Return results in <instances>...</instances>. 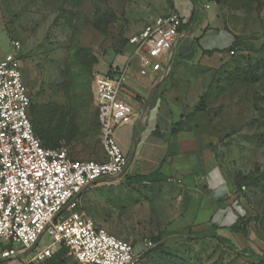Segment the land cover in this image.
I'll return each mask as SVG.
<instances>
[{
    "label": "rangeland",
    "instance_id": "obj_1",
    "mask_svg": "<svg viewBox=\"0 0 264 264\" xmlns=\"http://www.w3.org/2000/svg\"><path fill=\"white\" fill-rule=\"evenodd\" d=\"M179 1L0 0V59L18 41L31 101L78 107L66 145L71 156L101 160L94 79L130 64L128 37L174 10L173 2L183 8ZM190 1L198 9L180 42L210 53L192 61L174 54L161 87L174 91L190 114L203 95L204 109L185 120L199 125L198 147L187 155L191 174L164 170L146 180L126 176L92 186L78 198V209L121 240L150 242L137 264H264V0ZM207 23L211 32L201 40ZM138 69L134 58L130 82L152 76ZM238 219L247 221L246 236L212 227ZM155 236L158 243L151 242ZM49 241L44 234L40 243Z\"/></svg>",
    "mask_w": 264,
    "mask_h": 264
},
{
    "label": "built area",
    "instance_id": "obj_2",
    "mask_svg": "<svg viewBox=\"0 0 264 264\" xmlns=\"http://www.w3.org/2000/svg\"><path fill=\"white\" fill-rule=\"evenodd\" d=\"M187 22L175 10L153 17L128 37L129 63L137 59L140 75L160 71L166 75ZM12 48L0 59V239L8 245L0 257L41 264L65 247L66 255L80 264H137L150 242L136 252L135 245L96 227L78 209L81 194L100 180L120 175L126 167L127 155L116 140V131L139 116L120 97L128 65L96 75L93 100L104 157L79 159L69 154L65 142L45 147L35 134L19 42L13 41ZM44 234L50 238L48 243H40Z\"/></svg>",
    "mask_w": 264,
    "mask_h": 264
},
{
    "label": "crops",
    "instance_id": "obj_3",
    "mask_svg": "<svg viewBox=\"0 0 264 264\" xmlns=\"http://www.w3.org/2000/svg\"><path fill=\"white\" fill-rule=\"evenodd\" d=\"M179 4L183 5V8L177 9L173 2V9L186 18H189L192 9H196L197 7L190 0H180ZM208 24H205L203 27ZM192 28L185 31V37L183 38L189 35ZM210 32L211 30L209 29L205 31L201 29L199 38L203 40ZM225 36H228L227 33H225ZM180 41L178 48L174 50V54L185 60L192 61L200 59L205 53H210L207 51L209 48L204 47H201L199 50H194L192 45L193 41L190 43L189 41L185 43ZM121 62H123V59ZM130 64H128L127 70ZM168 73L169 70L166 75L163 71L158 73L150 72L149 74L153 77L140 78L136 83L130 82L127 77L126 85L120 92V97L139 113L138 118L132 124L122 126L116 131V140L127 155V164L120 175L100 180L94 186L111 185L114 182H119L126 176L149 175L156 171L160 173L164 170L179 172L184 175L191 174L193 168L188 162L187 155L197 149V137L193 130H179L176 133H172L171 130L176 122L185 120L187 115H193L194 117L195 113L193 111L190 114L189 111L184 112L181 110L179 98L174 91L166 88V84L164 87H161ZM132 74L134 73L132 72ZM200 97L201 95L199 96V100ZM199 100L192 106L193 110ZM196 125L199 126L198 124ZM172 144H174V147H172ZM164 175L166 177L171 176V174ZM171 228L176 229L177 223L172 224ZM138 244H141V242ZM7 246L0 239V251ZM55 260L56 256L49 260L47 259L43 263L80 264L76 259L66 254L59 262H55ZM0 264L24 263L19 258L0 257Z\"/></svg>",
    "mask_w": 264,
    "mask_h": 264
},
{
    "label": "trees",
    "instance_id": "obj_4",
    "mask_svg": "<svg viewBox=\"0 0 264 264\" xmlns=\"http://www.w3.org/2000/svg\"><path fill=\"white\" fill-rule=\"evenodd\" d=\"M187 24L188 23L182 25V28L183 29L187 28ZM207 29L208 26L202 28L203 31ZM235 45L236 43L233 42V46ZM230 50L234 51V47L233 49ZM109 71L110 69L107 71V73H109ZM29 95L31 99V94L29 93ZM202 97L203 95L200 97L198 104L194 107L193 110L194 113L204 109L203 107H201ZM77 111H78L77 106L70 105L68 107H65L62 104L57 103L53 100H49L42 104L36 102L33 103V101H31L29 106V117L34 128V132L40 138L42 145L45 147H58L62 142H65L66 145H69L70 137L68 136L70 134V130L75 127L76 117L78 113ZM187 118L192 119L193 115H187ZM185 120H180L179 122H176L173 125L171 132L176 133L179 130H193V131L198 130V126L196 124L191 126L189 124H186L187 121ZM155 173H157V171L149 175H137L134 177L136 179L138 178L141 180H146ZM245 176L249 177L251 176V173L243 175V177ZM212 227L215 229L227 228L231 233L242 234L243 236L247 235V221L242 219H238L235 223H233L229 227L219 226L216 223H213ZM206 232L207 231H203L202 233H206ZM214 237L221 243L227 244L232 248L237 249L234 243L230 242L228 237L221 234H215ZM159 241L160 238L158 236L151 238V242L158 243ZM65 254H66V248L61 247L51 258L56 256L55 262H59L62 259V257L65 256ZM261 260L264 261L263 258Z\"/></svg>",
    "mask_w": 264,
    "mask_h": 264
},
{
    "label": "water",
    "instance_id": "obj_5",
    "mask_svg": "<svg viewBox=\"0 0 264 264\" xmlns=\"http://www.w3.org/2000/svg\"><path fill=\"white\" fill-rule=\"evenodd\" d=\"M143 246H144V242H141V244H136L135 245V251L139 252Z\"/></svg>",
    "mask_w": 264,
    "mask_h": 264
}]
</instances>
